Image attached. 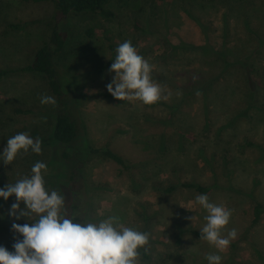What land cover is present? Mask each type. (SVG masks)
Here are the masks:
<instances>
[{
  "label": "rangeland",
  "instance_id": "obj_1",
  "mask_svg": "<svg viewBox=\"0 0 264 264\" xmlns=\"http://www.w3.org/2000/svg\"><path fill=\"white\" fill-rule=\"evenodd\" d=\"M109 7L111 18L79 13L54 22L49 3L0 0V69L27 64L58 23L67 37L56 63L63 84L77 95L83 139L110 147L131 166L89 155L74 167L79 183L72 188L70 166L59 150L42 145L40 154L21 152L12 164L0 158V188L30 176L41 161L48 166L47 189L64 196L65 208L80 189L83 222L115 215L151 234L148 250L140 249L142 264H208L209 253L220 254L221 264H264V0H110ZM87 28L94 29L92 37ZM125 40L154 66L153 79L165 94L171 92L168 100L145 105L108 92L115 75L108 70ZM180 42L208 45L223 57L191 48L175 51L171 44ZM177 85L191 93L183 96ZM42 95L52 96L41 74L0 76V154L19 132L50 133L53 105L42 104ZM161 134L183 147L158 151ZM191 181L211 189L167 190ZM200 194L232 210L223 235L232 228L238 235L223 252L192 232L200 233L206 223V210L195 202ZM15 202V195L0 197V246L9 251L19 236L12 223L28 222L9 215ZM256 202L263 212L252 224Z\"/></svg>",
  "mask_w": 264,
  "mask_h": 264
},
{
  "label": "clouds",
  "instance_id": "obj_2",
  "mask_svg": "<svg viewBox=\"0 0 264 264\" xmlns=\"http://www.w3.org/2000/svg\"><path fill=\"white\" fill-rule=\"evenodd\" d=\"M115 51V59L108 70L115 75L106 85L113 97L120 101H140L145 105L169 99L171 92L165 94V88L153 79L154 66L139 53L131 40L120 43ZM196 94L200 95V92ZM40 102L53 106L57 103L48 95H42ZM29 150L40 154L41 139H33L28 132H19L8 138L0 158L5 165L12 164L21 152ZM47 173V164L37 161L30 176L25 175L14 184L8 183L0 188V197L4 200L13 195L16 197L9 215L16 220L28 221L12 223V231L19 236L12 245L13 251L0 246V264H142L140 249L148 250L149 232L126 226L115 215L99 222L82 223L75 216L69 218L64 196L46 187ZM195 202L207 212L200 239L223 252L238 235L235 228L223 235V230L230 223L232 210L223 204L210 202L206 194L197 195ZM205 258L208 264H221L223 259L216 253H209Z\"/></svg>",
  "mask_w": 264,
  "mask_h": 264
},
{
  "label": "trees",
  "instance_id": "obj_3",
  "mask_svg": "<svg viewBox=\"0 0 264 264\" xmlns=\"http://www.w3.org/2000/svg\"><path fill=\"white\" fill-rule=\"evenodd\" d=\"M20 2L41 4L49 3L52 6V11L49 14V18L54 20V22H61L69 18L73 14L79 13H95L105 18H111L114 12L110 9V0H19ZM192 15V14H191ZM13 27L24 28L23 24H10ZM86 34L89 37L94 35V29L87 28ZM67 33L64 30L59 29L58 23H54V26L50 32L48 40L44 41L33 53L31 60L16 69H0V76L7 75L12 72H27V73H37L41 74L46 85L52 94V97L57 101L56 105L53 106L54 111V121L51 126L50 133L48 135H40L36 131H33L30 135L33 139L39 137L42 141V145L54 144L59 150L60 156L69 166L68 170V180L71 181L72 188H75L76 181L74 179L75 166L83 163L85 159L92 154H102L107 158L113 160L118 165L129 168L131 164L119 153L115 152L108 146L93 147L85 142L83 139L82 132V119L80 114V105L77 100L76 93L69 92L68 88L62 82L64 75L62 74L60 68L56 63V56L66 44ZM172 48L177 51L180 49L191 48L200 55L206 53H215L217 57H223V54L211 48L208 45L196 46L194 44H189L186 42H180L179 44H171ZM213 82L211 81V84ZM211 85L210 83H207ZM178 86V85H177ZM181 94L187 96L191 91H184L183 88L179 87ZM203 89V88H202ZM206 93V92H203ZM183 101L181 100L180 104ZM179 104V105H180ZM174 109L177 110L178 106ZM17 112L23 110L17 108ZM174 111V110H173ZM175 112V111H174ZM171 112L170 115H173ZM157 149L158 151L172 150L183 147L184 142H177L173 144L172 141H168L165 134H161L157 139ZM176 145V146H175ZM81 158H85L84 161ZM188 187L194 189L200 193H207L210 191L211 186H205L198 181L191 182H181L179 184L171 185L167 190H174L177 186ZM80 189L71 196V200L68 206L65 208L66 214L69 218H73L78 222L84 221L85 208L81 205ZM263 212V206L261 203L256 202L253 207V219L252 224H257L261 218ZM196 235L200 233L192 231Z\"/></svg>",
  "mask_w": 264,
  "mask_h": 264
}]
</instances>
